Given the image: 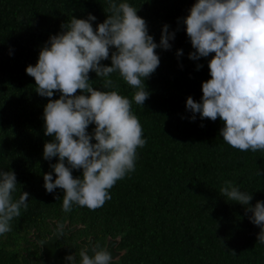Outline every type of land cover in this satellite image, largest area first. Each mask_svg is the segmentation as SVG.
Segmentation results:
<instances>
[{
  "label": "trees",
  "instance_id": "1",
  "mask_svg": "<svg viewBox=\"0 0 264 264\" xmlns=\"http://www.w3.org/2000/svg\"><path fill=\"white\" fill-rule=\"evenodd\" d=\"M117 2L137 9L157 44L165 24L175 39L171 49H156L160 65L145 81L149 99L144 106L132 103L147 140L137 149L135 171L116 182L103 207L92 211L73 205L65 213L64 191L48 193L44 187L43 175L52 172L55 179L50 165L58 162V157L43 158L44 144L52 139L45 135L43 119L49 98L35 91L26 68L38 62L50 36L59 34L72 16L94 15V28L104 22L109 0H0V171L15 172L14 198L30 194L28 209H21L12 231L0 236V264L40 259V240L56 228L63 230L58 242L71 250L79 240L100 247L112 243L113 264H264V244L257 241L260 228L250 221L251 213L220 194L225 181H232L253 195L252 206L264 200V150L232 148L220 136V118L213 122L196 114L193 121L186 108L189 96L201 102L202 83L211 79L208 64L215 55L189 59L195 49L182 18L198 0ZM101 63L111 66V58ZM198 64L203 65L199 70ZM89 76L97 90H106L104 78L95 72ZM108 78L132 100L135 90L118 72ZM59 96L57 92L52 99ZM94 128L90 125L88 132ZM82 172L73 170V176Z\"/></svg>",
  "mask_w": 264,
  "mask_h": 264
},
{
  "label": "clouds",
  "instance_id": "2",
  "mask_svg": "<svg viewBox=\"0 0 264 264\" xmlns=\"http://www.w3.org/2000/svg\"><path fill=\"white\" fill-rule=\"evenodd\" d=\"M108 10L96 28L94 15L72 16L59 34L50 36L38 62L26 68L35 80V91L49 98L43 119L45 135L52 139L44 144L43 158L58 157V162L50 165L55 179L52 172L43 175L44 187L48 193L64 191L65 213L73 205L92 211L103 207L112 199L109 190L116 182L135 171L137 149L147 140L132 103L144 106L149 99L145 81L160 65L156 49H171L170 41L175 39V32L165 24L157 44L146 20L127 2L109 0ZM182 23L195 49L189 59L215 54L208 64L211 79L202 83L201 102L187 98L191 120L196 114L213 122L220 118L225 143L240 151L264 150V0H198ZM176 54L182 56L183 50ZM109 57L111 66L101 63ZM202 67L198 64L197 70ZM90 72L104 78L106 90L93 86ZM115 72L135 90L132 100L115 90L108 78ZM57 92L59 98L52 99ZM81 169L82 176L74 177L73 170ZM17 184L14 171H0V236L12 231L11 222L21 216V209H28V192L14 198ZM220 194L246 206L245 214L251 213L250 221L260 228L257 241L264 244V200L252 206L253 195L232 181H225ZM64 259L72 264L115 260L109 247L98 244L85 245L78 255L70 253Z\"/></svg>",
  "mask_w": 264,
  "mask_h": 264
},
{
  "label": "water",
  "instance_id": "3",
  "mask_svg": "<svg viewBox=\"0 0 264 264\" xmlns=\"http://www.w3.org/2000/svg\"><path fill=\"white\" fill-rule=\"evenodd\" d=\"M63 233L62 229H55L54 233L51 234L47 239L40 240V243L43 245V262L47 264H60L59 259V252L61 249H58L56 247V241L58 240L59 236ZM92 240H88L87 244L91 246ZM109 251L113 252V246L112 243H109L108 246ZM91 254V253H90ZM30 264H35L33 260H31ZM68 264H72V262H69Z\"/></svg>",
  "mask_w": 264,
  "mask_h": 264
},
{
  "label": "flooded vegetation",
  "instance_id": "4",
  "mask_svg": "<svg viewBox=\"0 0 264 264\" xmlns=\"http://www.w3.org/2000/svg\"><path fill=\"white\" fill-rule=\"evenodd\" d=\"M47 239V238H46ZM89 239H87V240H79V242L77 243V247H75L73 250H71V249H69L68 248V245H67V243L66 242H58V240L56 241V247L58 248V249H61V251L59 252V259H60V264H68L69 262H71V261H65V256L66 255H68V254H70V253H77V255H78V253H79V251L85 246V245H88L87 244V241H88ZM93 243H91V245H92ZM40 252L41 253H43V245L41 244V247H40ZM112 255H113V258L115 257V252L113 251L112 252ZM43 258H44V255H43V257H41L40 259H34V258H31V260H33L34 261V263L35 264H47V263H44L43 262ZM31 260H30V262H31Z\"/></svg>",
  "mask_w": 264,
  "mask_h": 264
}]
</instances>
